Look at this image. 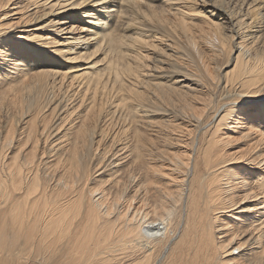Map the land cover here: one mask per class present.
<instances>
[{"label":"bare ground","instance_id":"1","mask_svg":"<svg viewBox=\"0 0 264 264\" xmlns=\"http://www.w3.org/2000/svg\"><path fill=\"white\" fill-rule=\"evenodd\" d=\"M197 1L0 0V264H264V3Z\"/></svg>","mask_w":264,"mask_h":264},{"label":"rangeland","instance_id":"2","mask_svg":"<svg viewBox=\"0 0 264 264\" xmlns=\"http://www.w3.org/2000/svg\"><path fill=\"white\" fill-rule=\"evenodd\" d=\"M206 1V0H205ZM220 2L218 3V4H220V6L223 8V11H224V14L225 13H227V11H228V14H230L229 12H231V11H235V12H238L237 14H236V16H233L232 17V19H234L235 17L237 18V17H239V15L240 14H243V12H244V10L246 9V7H245V3H248L249 2V0H219ZM221 1H223V2H221ZM225 1H227V2H225ZM238 1V2H237ZM202 2V3H201ZM197 1V3H196V5H197V7L201 10V11H203L204 13H205V16L206 17H208L209 19L211 18L212 20H214L215 18H216V16H213V17H211V16H209V12H210V10L211 9H213L211 6H209V5H207L206 4V2H204L203 0L202 1ZM259 4H261V3H264V0H257L255 3H256V5H258V3ZM255 3H253V5L255 4ZM205 5H207V6H205ZM240 5V6H239ZM211 7V8H210ZM238 8V9H237ZM255 8H257V7H255ZM229 9H230V11H229ZM226 11V12H225ZM251 14L252 13H248L247 14V16L246 17H250L251 16ZM238 15V16H237ZM215 17V18H214ZM214 18V19H213ZM199 20V19H198ZM217 20V19H216ZM225 21H227V20H225ZM222 22V21H221ZM221 22H219V23H221ZM223 24V26H225V28H226V31H229V25H230V22H225V23H222ZM228 28V29H227ZM25 30H27V29H25ZM246 33H249L248 31L246 32ZM236 42H239V40L236 38V37H233V40H232V43L234 44V43H236ZM63 62H64V60H63ZM65 63V62H64ZM78 63L79 62H66V65L67 66H74L75 64H77L78 65ZM221 63H222V61H221ZM232 68V65H230L225 71H224V73L226 72V71H228V70H230ZM219 73H221V71L219 72ZM221 75V74H220ZM204 95V94H203ZM234 253H238L237 251H235Z\"/></svg>","mask_w":264,"mask_h":264}]
</instances>
